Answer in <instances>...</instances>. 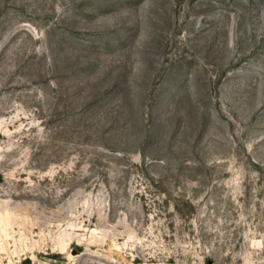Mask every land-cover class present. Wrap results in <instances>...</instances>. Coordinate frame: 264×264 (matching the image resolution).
I'll return each instance as SVG.
<instances>
[{"label":"rangeland","instance_id":"rangeland-1","mask_svg":"<svg viewBox=\"0 0 264 264\" xmlns=\"http://www.w3.org/2000/svg\"><path fill=\"white\" fill-rule=\"evenodd\" d=\"M0 264H264V0H0Z\"/></svg>","mask_w":264,"mask_h":264}]
</instances>
